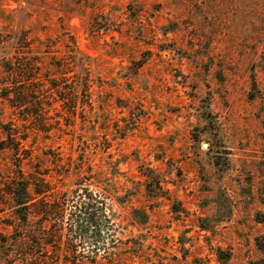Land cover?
Listing matches in <instances>:
<instances>
[{"label":"rangeland","instance_id":"obj_1","mask_svg":"<svg viewBox=\"0 0 264 264\" xmlns=\"http://www.w3.org/2000/svg\"><path fill=\"white\" fill-rule=\"evenodd\" d=\"M0 34L1 57L23 36L43 71L69 70L60 128L30 132L23 171L104 200L82 237L70 209L28 227L62 229L48 262L264 264V0H0ZM13 114L0 105L3 124Z\"/></svg>","mask_w":264,"mask_h":264},{"label":"trees","instance_id":"obj_2","mask_svg":"<svg viewBox=\"0 0 264 264\" xmlns=\"http://www.w3.org/2000/svg\"><path fill=\"white\" fill-rule=\"evenodd\" d=\"M26 40L23 36L17 39V51L10 58L0 56V105L10 106L15 117V122L11 120L3 124L0 120V151H9L13 163V176L0 184V231L5 220L6 227H21V235L11 241L0 234L1 264H51L46 259L49 258L47 246L51 245L52 251L61 247L58 244L63 236L62 229L47 234V240L41 236L43 231L39 223L63 221L66 210L70 209L69 220L82 223L75 233L78 237L85 233L82 230L84 225L94 224L95 212L103 210L104 206V200L87 188L62 192L48 174H41L38 170L35 174L23 171L22 162L30 160L32 154L31 146L26 147L31 145L28 142L30 132L48 135L60 128V117L51 115V110L56 95L61 94V84L67 83L65 74L69 71L68 66L54 62L49 63V70L43 71L40 57L31 53ZM5 42V37L0 34V51L4 50ZM73 85L70 95L64 98L69 119L79 102L78 85L83 84L76 80ZM31 224L38 225V229L28 228ZM22 225H25L24 229ZM261 251L264 253V245H261ZM220 255L219 250L217 257L223 261ZM228 257L226 254L225 259Z\"/></svg>","mask_w":264,"mask_h":264}]
</instances>
